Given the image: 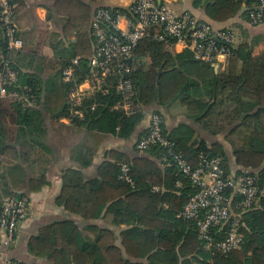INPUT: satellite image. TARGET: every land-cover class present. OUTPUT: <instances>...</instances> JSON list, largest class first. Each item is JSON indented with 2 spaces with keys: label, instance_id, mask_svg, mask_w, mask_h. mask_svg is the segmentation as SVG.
<instances>
[{
  "label": "trees",
  "instance_id": "1",
  "mask_svg": "<svg viewBox=\"0 0 264 264\" xmlns=\"http://www.w3.org/2000/svg\"><path fill=\"white\" fill-rule=\"evenodd\" d=\"M83 1L59 0L56 3L60 14H69L66 27L73 40L71 58L64 67L78 57L77 76L81 80L88 72V60L95 46L91 30L95 11L106 8L128 15L127 9L119 8L97 7L91 11L89 4L98 0ZM201 2L206 15L218 22L237 14L248 20L254 5L253 0H248L246 11H243V0H194V5L199 6ZM5 46L4 41L0 72L3 57L17 72V81L8 85V90L29 98L27 101L9 100L8 106H3L6 98L0 99V109L7 112L11 107L20 139L39 147L45 122L38 110V81L21 73L14 62L17 53L7 52ZM231 52L225 71L215 73L211 64L195 61L188 51L182 54L167 51L151 32L135 49L132 100L144 108L153 105L166 108L179 101L186 117L205 134L214 138L222 136L230 153L223 143H208L199 137L191 126L180 125L167 132L163 125V135L173 144V152L180 154L192 168L198 165L203 153L219 159L225 174L251 172L257 175L258 183L264 185V53L254 55L248 45H235ZM145 59L150 64L146 65ZM117 79L118 76L107 78L103 88L106 93L98 91L83 100L82 118L72 116L67 105L59 114L76 126L129 140L144 115L126 114L115 108L122 100V94L115 88ZM92 104L97 107L91 111ZM4 120L0 119V127ZM145 133L143 130L137 139ZM136 142L132 155L109 151L98 169L97 180L63 184L57 198L58 205L84 220L100 219L106 209H111L115 212L114 222L131 226L135 233L120 235L117 245L109 229L86 228L95 233L90 239L73 221H62L43 227L29 239L27 252L31 257L44 260L43 264H264V199L255 209L239 217L243 242L238 249L226 255L206 249L198 239L195 223L179 217L196 188L179 172L165 148L152 146L139 152ZM123 164L130 168L133 187L119 178ZM177 183L180 187H176ZM35 184L31 183V188ZM155 187L170 194L156 192ZM235 201L231 209L238 214ZM222 238L223 232L214 237L215 240Z\"/></svg>",
  "mask_w": 264,
  "mask_h": 264
},
{
  "label": "crops",
  "instance_id": "2",
  "mask_svg": "<svg viewBox=\"0 0 264 264\" xmlns=\"http://www.w3.org/2000/svg\"><path fill=\"white\" fill-rule=\"evenodd\" d=\"M13 1L16 7L18 35L23 41V48L16 51L14 62L22 74L32 76L31 78L38 81V110L43 115L45 127H42L45 131L42 132V144L39 147L26 139H20L11 107L7 112L0 109V119H5L0 127V207L7 198L16 197L14 195H21L29 203L28 218L19 225L12 242L1 246L0 264L2 259L18 261L21 264L45 263L44 260L35 259L28 254L27 243L43 227L62 221H73L90 239L95 237V233L86 228L109 229L113 232L115 243L119 245L120 235L134 234L135 230L127 224L115 223V212L111 209H106L100 219L90 221L71 214L57 204L63 184L97 180L98 169L106 161L109 151L132 155L138 135L147 128V117L151 112L162 116L167 132L180 125H188L208 143H211L209 140L214 137L205 134L189 120L180 104L177 109L173 108V104L179 101L166 108L157 105L146 107L141 124L129 140L72 124L68 118L59 114L61 108L66 105L67 91L64 89L67 86L62 83L60 76L64 63L71 58L73 45L72 34L67 32L66 27L69 14L58 12L56 3L59 0ZM160 1L175 14L190 13L196 19L211 25L214 30L233 29L237 37L236 46L248 45L254 55L264 53V23L250 25L241 14L218 22L206 15L203 2L195 6L194 0ZM243 1V11H246L248 0ZM83 2L87 4L86 1ZM132 2L133 0H98L89 6L91 11L97 7L126 9ZM120 27H124V22H121ZM77 30L75 27V31ZM3 44L4 35L0 27V53ZM89 50L92 51L91 44ZM184 52L178 45L174 51L176 54ZM145 64H150L148 59H145ZM226 66L225 60L212 65L215 73L225 71ZM9 100L4 99L3 106H8ZM42 181L45 182L44 185L39 184ZM31 183L36 184L31 188ZM159 191L164 195L170 194L169 191L158 188L156 192Z\"/></svg>",
  "mask_w": 264,
  "mask_h": 264
},
{
  "label": "built area",
  "instance_id": "3",
  "mask_svg": "<svg viewBox=\"0 0 264 264\" xmlns=\"http://www.w3.org/2000/svg\"><path fill=\"white\" fill-rule=\"evenodd\" d=\"M253 1L248 22L256 26L264 23V0ZM126 9L127 16L106 8L95 11L91 24L95 46L88 60V72L82 80L77 76V58L71 60L61 72L60 79L67 86L65 102L74 117H83L80 107L87 96L98 91L106 93L103 88L107 78L111 76H118L115 88L122 94V100L115 108L122 109L126 114H146L145 108L132 100L134 92L131 72L135 49L151 32L167 51L174 52L178 45L183 51L190 52L195 61L211 65H216L220 60L226 61L237 40L233 29L214 30L211 25L196 19L190 13H173L160 0H133ZM121 22H124L122 28ZM0 25L6 51H20L23 41L18 35L13 0H0ZM2 62L0 99L27 101L29 97L26 95L8 90V85L17 81V72L4 57ZM96 107V104H92L89 110ZM147 118L146 133L136 142L137 151L143 152L152 146L165 148L179 172L196 188L179 217L195 223L198 239L205 244L206 249L223 255L238 249L243 242L238 226L239 217L255 209L260 200L264 199V185H260L257 175L251 172L225 174L219 159L203 153L199 156L198 165L192 168L180 154L173 152V144L164 137L162 116L151 112ZM162 160L166 161V158ZM119 178L130 187L134 186L127 164L121 165ZM177 187H180L179 183ZM153 190L157 191L158 188ZM234 200H237L234 207L239 211L238 214L231 209ZM28 215L29 203L25 198L9 197L2 204L0 255L2 244L8 245L12 242L19 225ZM221 232L223 238L215 240V235ZM1 264L21 263L2 259Z\"/></svg>",
  "mask_w": 264,
  "mask_h": 264
},
{
  "label": "rangeland",
  "instance_id": "4",
  "mask_svg": "<svg viewBox=\"0 0 264 264\" xmlns=\"http://www.w3.org/2000/svg\"><path fill=\"white\" fill-rule=\"evenodd\" d=\"M166 6V5H165ZM166 8H168V9H170L171 10V8L170 7H168V6H166ZM172 11V10H171ZM173 12V11H172ZM174 13V12H173ZM179 102H176V103H174L173 105V108L174 109H177L178 107H179ZM214 142V141H219V142H221V143H223V145H224V147H226V149H228V152L230 153V148H229V145L223 140V138H222V136H217V137H215V138H211L210 140H209V142Z\"/></svg>",
  "mask_w": 264,
  "mask_h": 264
}]
</instances>
